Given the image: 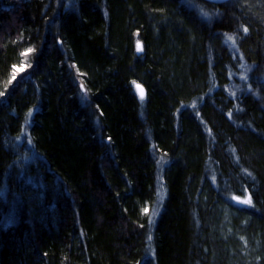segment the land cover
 <instances>
[{
    "label": "trees",
    "instance_id": "trees-1",
    "mask_svg": "<svg viewBox=\"0 0 264 264\" xmlns=\"http://www.w3.org/2000/svg\"><path fill=\"white\" fill-rule=\"evenodd\" d=\"M218 6L0 0V264H264V0ZM29 118L34 186L5 148Z\"/></svg>",
    "mask_w": 264,
    "mask_h": 264
},
{
    "label": "bare ground",
    "instance_id": "bare-ground-1",
    "mask_svg": "<svg viewBox=\"0 0 264 264\" xmlns=\"http://www.w3.org/2000/svg\"><path fill=\"white\" fill-rule=\"evenodd\" d=\"M229 0H225V2H227ZM187 2L190 3V5L192 6V8H194L195 10H197V15L204 20H207L209 17L205 16V11H207V8L210 9L212 8L213 6H218L219 4H216L214 2H209L207 0H187ZM224 2V3H225ZM221 5V4H220ZM203 8V9H202ZM218 13L220 14V9H219V6H218ZM212 16L209 18L211 20ZM136 41H135V49L137 50L138 53H141L142 52V41L140 40V38L138 37V34L136 33ZM237 35L235 34H229V35H226L225 39H224V46L229 50V48L235 53V55H237L240 59H243V54L241 53L240 51V44H239V41H237L236 39ZM138 45H141V47H138ZM18 67H25L26 68V71H22V72H17L16 70H13V77L10 79L11 82H14L15 80H17V78L21 77V76H28L30 74V72H32V68H31V65L29 63H25L24 61L21 63V65H19ZM74 70H75V76H74V80L75 82L81 87V85H83V87L81 88H84L85 86V81L83 79V75L80 74V69L79 67H74ZM28 79L30 78V76L27 77ZM212 88L211 90L209 91V95H212L216 90H221V91H225V92H228V83L226 82L225 84L221 85V81L218 80V78H213V81H212ZM260 82H264V79H260ZM134 83V87H135V90L137 91V94L140 96V93H139V89L137 86L139 87H142L144 89V92H145V95L143 98H141V96L139 97L140 99H144L145 96H146V92H147V87L138 79H135L133 81ZM216 85L218 86V88L216 87ZM88 103H90V101L88 100L87 101ZM203 103L200 104V106H202ZM31 120L32 118H29L28 120L26 121H21V127L22 129H20V131L22 132L20 134V136L18 134H15L13 135L12 132H9V136H8V140H10V142L12 143V145H6L5 148L7 149V151H9L10 153H14V152H19V151H22V152H25V150L27 151H30L28 153V157H27V160L30 158L31 161H35L37 163V166L39 167H43V166H46V168L48 169L49 168V163L47 162V160L45 158H42L40 156H43L42 152L40 150H38V146H36V144H33L32 141L30 140H27L28 139V136L26 137V134H25V124H28L30 125L31 123ZM30 131H28L29 133ZM16 143H17V146H16ZM235 150L237 151V149L235 148ZM236 151H234V149H231L229 151L226 152V154H230V156H236ZM34 153H37V156L33 155V157L29 156V155H32ZM238 152V151H237ZM160 153V152H158ZM42 160V161H41ZM44 160H46V162H44ZM102 163H104V159L101 160ZM237 163V161H235ZM44 163V164H43ZM43 164V165H42ZM15 167L20 170L22 173H24V175H19V177L21 179H19V181L23 180H27L30 184H32V186H34L35 184L36 185H41V182L42 180H40L39 178L37 179V177H34L32 180H30L28 178V176L25 174V170H32V167H31V164L29 161H16L15 162ZM14 170V169H13ZM246 170L248 173H254V171L251 170V168L249 167H246ZM24 171V172H23ZM11 172L10 171H7V173L5 174V178H8V176H10ZM31 175V174H29ZM25 176H26V179H25ZM32 176V175H31ZM61 180V179H60ZM165 181V179H164ZM161 186V185H160ZM65 188H67V185L65 186ZM162 188V186H161ZM12 190H8L7 194H6V199L8 200V198H10V194H11ZM64 194H70L69 190L66 189ZM245 198V197H248L249 196H245V197H239V196H234L232 197V199L237 202L238 204H244V203H240L238 201L235 200V198ZM250 199V198H249ZM251 201V200H250ZM245 205H250V204H245ZM144 214V218H147L149 221H153V215L151 212H147L146 210L144 211V213H142V215ZM17 221V218H13L11 220L12 222V225H14V223ZM154 223V222H153Z\"/></svg>",
    "mask_w": 264,
    "mask_h": 264
},
{
    "label": "rangeland",
    "instance_id": "rangeland-1",
    "mask_svg": "<svg viewBox=\"0 0 264 264\" xmlns=\"http://www.w3.org/2000/svg\"><path fill=\"white\" fill-rule=\"evenodd\" d=\"M203 9V8H202ZM219 11H218V7H217V5L216 6H213L212 8H210V9H208L207 8V11H205L204 13H205V16L204 17H206V16H208L209 18L212 16V18H215L219 13H218ZM27 150H25V152H26ZM25 152H22V154L21 153H19V159L18 160H20V161H26L27 160V158H26V154H25ZM238 198V197H237ZM237 198H235V200L236 201H238L237 200ZM240 199H242V200H249V198L248 197H245V198H240Z\"/></svg>",
    "mask_w": 264,
    "mask_h": 264
},
{
    "label": "snow or ice",
    "instance_id": "snow-or-ice-1",
    "mask_svg": "<svg viewBox=\"0 0 264 264\" xmlns=\"http://www.w3.org/2000/svg\"><path fill=\"white\" fill-rule=\"evenodd\" d=\"M138 47H141V45H138ZM32 51H33L32 49H29V50H28L29 53L32 52ZM13 67H14V69H15L17 72L26 71V68H25V67H18V66H13ZM81 87H83V85H81ZM137 87H138V89H139V93H140L141 98H143L144 95H145L144 89H143L142 87H139V86H137ZM108 139H109V141H110V140H111V137H108ZM237 200H238V202H240V203H244V204H250V203H251L250 199H249V200H242V199H240V198H237Z\"/></svg>",
    "mask_w": 264,
    "mask_h": 264
},
{
    "label": "water",
    "instance_id": "water-1",
    "mask_svg": "<svg viewBox=\"0 0 264 264\" xmlns=\"http://www.w3.org/2000/svg\"><path fill=\"white\" fill-rule=\"evenodd\" d=\"M207 1L214 2V3L219 4V5L223 4L225 2V0H207Z\"/></svg>",
    "mask_w": 264,
    "mask_h": 264
}]
</instances>
